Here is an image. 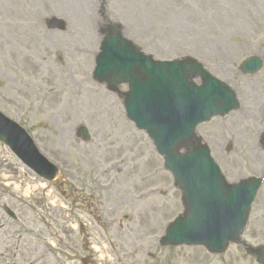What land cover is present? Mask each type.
Wrapping results in <instances>:
<instances>
[{"label":"rangeland","instance_id":"rangeland-1","mask_svg":"<svg viewBox=\"0 0 264 264\" xmlns=\"http://www.w3.org/2000/svg\"><path fill=\"white\" fill-rule=\"evenodd\" d=\"M51 19L66 28L50 30ZM118 25L144 54L193 57L232 88L239 109L196 136L230 183L264 178V65L239 69L264 62V0H0V110L60 169L44 181L0 143V264H259L244 244L264 245V185L225 253L161 246L185 211L182 191L127 118V86L111 92L93 77L104 32ZM82 127L91 140L78 138Z\"/></svg>","mask_w":264,"mask_h":264},{"label":"water","instance_id":"water-1","mask_svg":"<svg viewBox=\"0 0 264 264\" xmlns=\"http://www.w3.org/2000/svg\"><path fill=\"white\" fill-rule=\"evenodd\" d=\"M48 23L51 30L66 28L63 21L56 19ZM105 34L96 60L95 78L109 83L113 91L128 84L125 100L128 118L153 139L165 158V168L183 191L185 214L168 227L161 244L204 246L210 253H223L230 242L241 241L261 181L227 183L209 147L195 138L198 125L239 108L237 95L194 59L156 61L123 38L118 27L108 29ZM262 68L263 63L257 57L246 59L240 66L245 75L258 73ZM198 78L202 81L200 86L193 82ZM79 135L86 140L90 138L85 128ZM0 141L38 175L50 181L58 176V169L40 153L25 130L1 112ZM181 149L186 153L181 154ZM246 249L264 264V246Z\"/></svg>","mask_w":264,"mask_h":264},{"label":"bare ground","instance_id":"bare-ground-1","mask_svg":"<svg viewBox=\"0 0 264 264\" xmlns=\"http://www.w3.org/2000/svg\"><path fill=\"white\" fill-rule=\"evenodd\" d=\"M252 98H251V100L250 101H254V97L255 96H251ZM246 106V105H245ZM248 107V106H247ZM248 110H249V108H247ZM250 111H252V110H250ZM253 112V111H252ZM251 116H253V114L251 115ZM254 144V139H253V142H252V145ZM253 150H254V153H255V149L253 148ZM98 187H99V189L101 190V191H103V192H108V193H112V190H113V188H112V184L110 183V184H108V183H105V184H103V183H101L100 181H98ZM111 188H112V190H111ZM111 190V191H110ZM110 191V192H109ZM40 262H42V259L41 258H36V259H34L33 261H32V263L31 264H40Z\"/></svg>","mask_w":264,"mask_h":264}]
</instances>
